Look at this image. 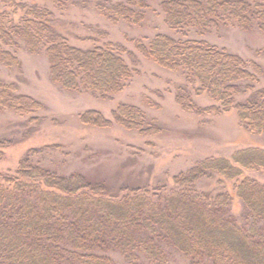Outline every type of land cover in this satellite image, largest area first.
I'll list each match as a JSON object with an SVG mask.
<instances>
[{"label": "trees", "instance_id": "trees-1", "mask_svg": "<svg viewBox=\"0 0 264 264\" xmlns=\"http://www.w3.org/2000/svg\"><path fill=\"white\" fill-rule=\"evenodd\" d=\"M46 1L58 11L91 5L112 23L138 26L153 0ZM157 5L168 32L133 39L127 48L99 37L89 38V46L72 44L48 6L0 0V66L19 68V49L43 54L53 84L110 100L127 87L137 72L129 63L141 56L181 75L174 101L182 110L197 116L233 111L239 126L264 142V64L200 38L220 27L264 35V0ZM196 97L210 103L200 105ZM39 107L17 83L0 80V112L25 116ZM79 118L94 127L159 132L141 107L124 102L109 118L95 109ZM12 143L0 140V148ZM57 148L28 149L12 172L0 171V264H264V181L242 177L244 170L264 171V147L197 160L174 174L172 185L117 188L82 171L59 172L47 159ZM202 180L215 186L198 188ZM224 181H234L233 194Z\"/></svg>", "mask_w": 264, "mask_h": 264}, {"label": "rangeland", "instance_id": "rangeland-1", "mask_svg": "<svg viewBox=\"0 0 264 264\" xmlns=\"http://www.w3.org/2000/svg\"><path fill=\"white\" fill-rule=\"evenodd\" d=\"M16 1L51 8L61 32L79 46H89L92 38L99 37L132 48L133 39L168 32L157 0L151 1L152 6L138 26L112 23L97 14L91 5L85 8L74 5L58 11L46 0ZM13 16L16 20L19 10ZM200 38L243 59H256L264 64V35L255 30L220 27ZM17 54L19 68L0 66V80L17 83L19 92L31 96L42 107L25 116L12 111L0 112V140L12 138L13 141L0 148L3 155L0 171L12 172L28 149L54 145L58 148L47 159L61 173L82 171L89 178L104 180L114 188L153 187L163 183L172 185V176L197 160L210 156L230 159L237 149L264 147L263 139L239 126L233 111L197 116L182 110L174 101L175 87L183 83L181 75L163 70L141 56L136 64L129 63L137 72L127 87L108 100L89 93L69 92L53 84L43 54H30L22 49ZM195 101L200 105L210 103L206 97H196ZM121 102L141 107L158 124L159 132L141 135L114 124L94 127L83 124L79 118L88 109L98 110L109 118L110 111ZM245 176L264 181V171L244 170L242 177ZM233 183L224 181L230 193ZM197 186L213 187L215 181L202 180ZM232 210L239 212L237 200Z\"/></svg>", "mask_w": 264, "mask_h": 264}]
</instances>
